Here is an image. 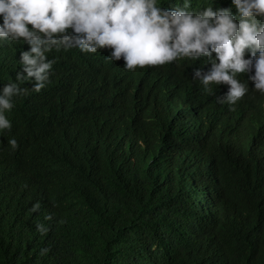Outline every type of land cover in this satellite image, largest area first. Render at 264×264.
<instances>
[{
  "label": "trees",
  "instance_id": "obj_1",
  "mask_svg": "<svg viewBox=\"0 0 264 264\" xmlns=\"http://www.w3.org/2000/svg\"><path fill=\"white\" fill-rule=\"evenodd\" d=\"M96 54L67 56L73 83L28 107L14 98L2 144L18 145L0 147V264H264V94L254 69L238 74L249 91L232 106L218 99L229 85L206 90L192 78L211 67L206 57L129 71L106 48ZM14 64L15 52H0V90ZM47 170L59 192L50 217L39 206Z\"/></svg>",
  "mask_w": 264,
  "mask_h": 264
},
{
  "label": "clouds",
  "instance_id": "obj_2",
  "mask_svg": "<svg viewBox=\"0 0 264 264\" xmlns=\"http://www.w3.org/2000/svg\"><path fill=\"white\" fill-rule=\"evenodd\" d=\"M103 48L113 61L123 58L129 71L206 57L211 67L195 68L192 78L206 90L229 85L218 99L234 106L249 91L239 73L254 69L249 79L264 94V0L199 10L192 0L172 7L161 0H0V52H15L16 69L0 90V147L18 145L15 137L2 144L12 129L15 97L25 95L19 102L24 108L51 94L54 85L73 83L76 63L67 56ZM38 179L48 200L39 203L40 212L50 217L58 208L57 183L49 170Z\"/></svg>",
  "mask_w": 264,
  "mask_h": 264
}]
</instances>
